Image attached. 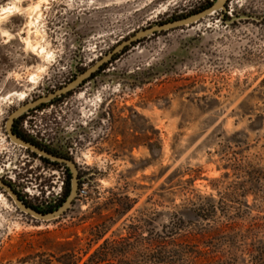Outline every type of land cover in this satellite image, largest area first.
<instances>
[{
	"label": "rangeland",
	"instance_id": "374dc122",
	"mask_svg": "<svg viewBox=\"0 0 264 264\" xmlns=\"http://www.w3.org/2000/svg\"><path fill=\"white\" fill-rule=\"evenodd\" d=\"M214 1L0 0V176L24 203L58 206L70 171L13 143L10 116L135 34ZM135 43L19 120L74 161L83 194L45 222L0 189V264H152L165 244L197 251L211 228L191 210L207 198L224 225H263L264 0H227ZM177 213L182 231L172 229Z\"/></svg>",
	"mask_w": 264,
	"mask_h": 264
},
{
	"label": "trees",
	"instance_id": "16d2710c",
	"mask_svg": "<svg viewBox=\"0 0 264 264\" xmlns=\"http://www.w3.org/2000/svg\"><path fill=\"white\" fill-rule=\"evenodd\" d=\"M216 3V0L212 3L208 2L204 7L198 11H194L187 16H181L174 19L173 22L188 18L190 16L199 14L208 8L212 7ZM171 23V22H169ZM136 44V43H134ZM117 60L114 58L113 61ZM106 66H103L100 71H104ZM99 71V72H100ZM95 77L93 75L92 79ZM45 162H49L46 159H42ZM58 165L56 163H52ZM69 171L68 168H66ZM68 181L65 183L62 199L58 206L54 208H48L47 210L37 209L31 206L34 210L40 213H51L58 210L64 202L67 200L71 193V175L68 176ZM207 203L203 205H196L195 209H192V213L195 215L198 221L207 223L211 231L208 235L204 236L201 243V249L197 251H190V249L182 248L176 244H165L164 249L161 252L148 255V259L152 264H241L247 261V258L251 260V264H264V223H250L249 226L240 225L237 222H231L230 225H224L220 223V218H217L218 208L214 205V200L206 199ZM224 220H232L231 217ZM187 225L185 222V216L181 213L175 214L172 220V229L182 231V227ZM223 246L222 252H215L217 246ZM118 256V253H113ZM130 256L133 257L132 254ZM59 264H67L65 260L58 261ZM76 264V263H74ZM243 264V263H242Z\"/></svg>",
	"mask_w": 264,
	"mask_h": 264
},
{
	"label": "water",
	"instance_id": "95a60500",
	"mask_svg": "<svg viewBox=\"0 0 264 264\" xmlns=\"http://www.w3.org/2000/svg\"><path fill=\"white\" fill-rule=\"evenodd\" d=\"M226 2H227V0H217L216 3L212 7L208 8L207 10H205L199 14H196V15H193V16H190L188 18L181 19V20H178L175 22H171L168 24L149 28V29L143 30V31L135 34L133 37H131L130 39H128L127 41H125L121 45H119L116 49H114V51L112 53L107 55L103 60L98 62L96 65H94L91 69L87 70L82 75H79L69 85L63 87L62 89L52 93L51 95H49L47 97H44V98H42L36 102L29 103L28 105L23 106L20 109H18L17 111H15L10 116V118L8 119V122H7V132H8V136H9L10 140L13 143L17 144L18 146L23 147L24 149H28L31 152L39 155L40 157L48 159L54 163L66 165L70 169V172L72 175L71 193L68 196L67 200L64 202V204L58 210L51 212V213H47V214L40 213V212L34 210L33 208L28 207L19 198L18 194H16L12 190V188L10 186H8L2 180H0V188L4 189V191L7 192V194L12 198V200L15 203V205L17 206V208L20 211H22L23 213H25V214H27V215H29V216L37 219V220L49 222V221L57 220V219L61 218L62 216H64L72 207V205H73V203H74V201L77 198L78 193H79V172H78V168H77L76 164L74 163V161L71 159H68V158L57 157L53 154H50L44 150H41L37 146H35L31 143H28V142L22 140L21 138H19L18 136H16L12 132V126L14 124V121L17 118H19L21 115H23L24 113H26L30 109L36 108V107H38L44 103L51 102L52 100H55L58 97L69 94L71 91H73L74 89H76L77 87L82 85L87 79L91 78V76L94 73H96L97 71H99L102 68V66L107 61L112 59V57L115 54L123 51L126 47L133 45L135 42H138L143 38L157 34L159 32L169 31L172 29L190 26L192 24H195V23L205 19L206 17L211 16L213 14H216L219 11L223 10L225 5H226Z\"/></svg>",
	"mask_w": 264,
	"mask_h": 264
},
{
	"label": "flooded vegetation",
	"instance_id": "af4514ba",
	"mask_svg": "<svg viewBox=\"0 0 264 264\" xmlns=\"http://www.w3.org/2000/svg\"><path fill=\"white\" fill-rule=\"evenodd\" d=\"M59 98H60V97H59ZM31 103H33V102H31ZM27 105H28V104H27ZM43 105H44V104H42V105H40V106H38V107H36V108L30 109V110H28L26 113H24L23 115H21L19 118H17V119L14 121V124H13V126H12V132H13L16 136H18L19 138H21L22 140H24V141H26V142H28V143H31V144L37 146V147L40 148L41 150H44V151H46V152H48V153H50V154H53V155H55V156H57V157H62V158H68V159H70L69 157H66V156H63V155H60V154L55 153L54 151L50 150L49 147H46V146L40 144V143H39V140H40V139H38V138H33V137H29V136L26 135V133H24V131H22V128H21V126H22L21 123H22V122H19V120H20L24 115L30 113L31 111H35V110H37V108L41 109V107H43ZM24 106H26V105H24ZM22 121H23V120H22ZM7 134H8V132H7ZM25 150L28 151L29 153H31V154L34 155V156H38V157L41 158V159H45V158L40 157L39 155H37V154L31 152V151L28 150V149H25ZM46 160H48V159H46ZM48 161H49L48 163H51V164L54 163V162H52V161H50V160H48ZM43 162H45V161L43 160ZM45 163H47V162H45ZM56 164H58V165H56V166L62 165V166H64V167L68 168L66 165L59 164V163H56ZM68 169H69V168H68ZM69 171H70V169H69ZM70 175H71V172H70ZM68 178H69V177H68ZM68 178H67L66 182L68 181ZM71 179H72V175H71ZM0 180H2L5 184H7L8 186H10V187L12 188V190L17 194V192H16V190H15V186H14V185H10V184H8V183L5 181L6 178H4L3 175L0 176ZM64 185H65V183H64ZM0 189L4 191V189H2V188H0ZM5 192H6V191H5ZM6 193H7V192H6ZM18 196H19V195H18ZM19 198H20V197H19ZM20 199H21V198H20ZM21 200H22V199H21ZM22 201H23V200H22ZM25 204H26V203H25ZM26 205L29 206L28 204H26Z\"/></svg>",
	"mask_w": 264,
	"mask_h": 264
},
{
	"label": "built area",
	"instance_id": "2783aa9c",
	"mask_svg": "<svg viewBox=\"0 0 264 264\" xmlns=\"http://www.w3.org/2000/svg\"><path fill=\"white\" fill-rule=\"evenodd\" d=\"M82 194H83V192H82L81 190H79V194H78V196H79V197H82Z\"/></svg>",
	"mask_w": 264,
	"mask_h": 264
},
{
	"label": "bare ground",
	"instance_id": "6f19581e",
	"mask_svg": "<svg viewBox=\"0 0 264 264\" xmlns=\"http://www.w3.org/2000/svg\"><path fill=\"white\" fill-rule=\"evenodd\" d=\"M33 79H35V78H33Z\"/></svg>",
	"mask_w": 264,
	"mask_h": 264
}]
</instances>
